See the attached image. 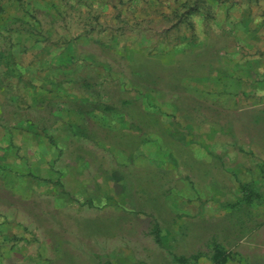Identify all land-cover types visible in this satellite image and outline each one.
Instances as JSON below:
<instances>
[{"label": "rangeland", "instance_id": "1", "mask_svg": "<svg viewBox=\"0 0 264 264\" xmlns=\"http://www.w3.org/2000/svg\"><path fill=\"white\" fill-rule=\"evenodd\" d=\"M0 7V264L261 261L264 0Z\"/></svg>", "mask_w": 264, "mask_h": 264}, {"label": "crops", "instance_id": "2", "mask_svg": "<svg viewBox=\"0 0 264 264\" xmlns=\"http://www.w3.org/2000/svg\"><path fill=\"white\" fill-rule=\"evenodd\" d=\"M259 238H260V241H261L262 243H264V233L260 234ZM262 248H263V249L260 251L261 261H260L258 264H264V245H263ZM244 253H245L246 256H247V255H252V254L256 253V251H251V250H249V251H245ZM246 258H247V257H246ZM246 263H247V264H252L250 261H247V260H246Z\"/></svg>", "mask_w": 264, "mask_h": 264}, {"label": "trees", "instance_id": "3", "mask_svg": "<svg viewBox=\"0 0 264 264\" xmlns=\"http://www.w3.org/2000/svg\"><path fill=\"white\" fill-rule=\"evenodd\" d=\"M3 1H5V0H0V2H3ZM2 11V9H1V7H0V12Z\"/></svg>", "mask_w": 264, "mask_h": 264}]
</instances>
